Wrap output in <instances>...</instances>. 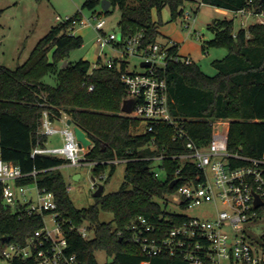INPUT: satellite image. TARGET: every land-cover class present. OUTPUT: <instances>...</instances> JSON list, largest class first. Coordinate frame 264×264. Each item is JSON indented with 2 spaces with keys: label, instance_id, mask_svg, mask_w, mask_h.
Here are the masks:
<instances>
[{
  "label": "trees",
  "instance_id": "1",
  "mask_svg": "<svg viewBox=\"0 0 264 264\" xmlns=\"http://www.w3.org/2000/svg\"><path fill=\"white\" fill-rule=\"evenodd\" d=\"M100 1L85 0L84 6L94 7ZM202 2L234 11L244 6L257 12L264 10V0ZM167 5L174 18L184 15L185 0H111L105 12L119 7L118 23L123 37L142 32L141 42L147 44L158 41L160 33L154 11L160 14ZM234 24V17H225L216 18L209 25L214 34L206 40L204 48L213 45L227 48L224 56L213 60L215 74L205 72L193 59L190 62L169 59L159 71L168 81L170 110L177 124L185 125L197 143L209 141L215 119H226L229 149L261 156L264 155V21L242 24L237 30ZM83 41L69 21L59 22L38 40L24 62L15 68L0 66V156L19 164L25 172L38 170L35 179L38 185L55 192L68 250L77 254L80 264H101L97 250H105L112 256L103 264H142L145 258L150 259L149 264H188L181 254L163 252L148 257L141 244L132 238L131 229L141 215L151 219L162 215L159 226L164 233L187 217L168 210L158 200L176 191L177 185L173 187L170 182L183 163L171 155L184 150V140L174 139L176 124L167 121L154 131L136 132L140 119L122 110L127 90L121 72L127 62L120 63L116 57L110 67L101 57L94 66L86 58L67 60L70 51ZM171 50L179 52V43L174 42ZM64 59L67 64H60ZM49 73L56 75V84L44 79ZM44 110H48L51 119L68 114L87 132L92 145L86 155L96 161L93 177L109 167L108 174L103 176L107 182L117 162L128 158L119 189L103 192L88 206L78 207L74 203L60 169L69 159L48 152L33 153L35 147H45L48 140V134L41 130ZM162 152L167 156L159 165L166 168L167 174L156 176L157 166L153 163ZM184 172L186 166L179 183L189 179ZM32 180L34 177L30 176L18 182ZM2 187L0 180V256L7 244L26 243L44 225L43 214H29L25 209L5 204ZM101 210L112 212L113 217L102 220ZM73 225L92 226L94 236L84 237ZM9 264H37V260L34 256H17Z\"/></svg>",
  "mask_w": 264,
  "mask_h": 264
},
{
  "label": "built area",
  "instance_id": "2",
  "mask_svg": "<svg viewBox=\"0 0 264 264\" xmlns=\"http://www.w3.org/2000/svg\"><path fill=\"white\" fill-rule=\"evenodd\" d=\"M235 13L252 16L264 13V10L257 12L244 6L235 10ZM184 14L191 16L189 10H185ZM57 18L60 22L69 21L74 27L78 23L87 22L77 15H57ZM105 23L104 18H97L94 24L96 40L102 48L107 45L120 48L121 54L117 58L120 63L127 62L121 72V79L127 90L125 98L132 99L133 105L132 111L125 113L140 119L136 132L154 131L163 121L176 124L173 137L184 140V150L171 155L183 163L174 172L175 178H178L176 192L181 196L180 203L186 209L206 204H212L213 207H203V215L172 210L184 213L187 217L175 222L166 233L159 226L162 215L158 219L141 215L131 225L132 238L141 244L148 257L165 252L183 255L188 264H264V232L262 238L254 234L255 226L264 222V155L253 156L231 151L228 147L229 125H221V118L213 121L209 141L206 144L197 143L185 125L177 124L170 110L168 81L159 71L169 59L190 62L191 58L171 50L174 42L165 45L159 41L142 44V32L128 37L122 35L120 38L119 31H105ZM128 55H138L141 61H150L151 64L142 65V71L130 70L126 58ZM115 58L110 57L104 63L111 67ZM142 125L145 128H141ZM41 130L46 134L61 132L64 145L37 146L33 153L57 154L68 158L69 163L75 165L96 163L86 155L90 147L85 149L78 145L73 127L69 124L63 128L54 125L48 110H44ZM166 156L162 152L156 157L162 160ZM184 166L187 172L183 174L189 179L179 183ZM193 166L197 169H191ZM163 168L166 175V168ZM37 173L36 169L25 172L19 164L6 161L0 156L4 203L13 209H25L29 214L41 213L44 216V225L36 229L26 243L7 244L0 258L6 259L8 264L17 256H34L37 264H80L77 254L68 250L69 241L59 219L55 192L38 185L35 180ZM155 175L162 176L158 168L155 169ZM30 176L34 180L18 182L20 178ZM93 180L94 187H97L95 177ZM30 183L35 186L30 188ZM257 195L261 203L256 202ZM76 227L84 237L89 236L87 226ZM149 263V258L142 261V264Z\"/></svg>",
  "mask_w": 264,
  "mask_h": 264
},
{
  "label": "rangeland",
  "instance_id": "3",
  "mask_svg": "<svg viewBox=\"0 0 264 264\" xmlns=\"http://www.w3.org/2000/svg\"><path fill=\"white\" fill-rule=\"evenodd\" d=\"M85 0H0V66L5 65L11 68L17 67L24 62L30 51L38 40L50 30V28L60 22L57 15L65 17L67 15L80 16L87 21L86 24H76L75 32L83 36V44L73 48L67 60H78L80 58L89 59L92 65H97L99 55L105 62L108 58L120 56L121 49L114 48L113 45H107L102 48L96 40L97 30L94 24L97 18H104L106 23L104 30L107 32L120 31L119 19L121 10L119 7H112L111 11L105 12L98 3L94 7L84 6ZM185 10H189L190 17L180 15L174 18L170 7L165 6L161 13L154 11V17L159 20L160 33L157 40L165 45L172 41L179 43V52L183 56L188 55L191 59L197 61L202 69L208 74H215L217 68L213 64L215 58H221L227 52L225 46L213 45L206 46V40L213 36V30L209 25L216 18L234 17L235 29L237 30L243 24L248 25L256 20H264V13L258 15L236 14L234 10L204 3L202 0H185ZM122 48V47H121ZM52 56V49L50 50ZM128 69L142 71L144 67L140 64L141 58L138 55H128ZM60 64H63L65 60ZM44 79L52 84H56L57 78L54 73L46 74ZM56 125V124H55ZM59 126V125H56ZM141 128H145L142 125ZM64 135L61 132L49 134L48 145H63ZM160 160L155 159V167L165 175V169L159 165ZM93 163L71 164L66 163L60 167L69 184L70 196L78 207L88 206L96 201L93 183ZM109 172L107 167L102 174L95 176L96 182L104 183V192L114 191L120 188L126 172V161L120 160L110 179L105 182L103 176ZM80 174L76 177V174ZM34 183L29 187L33 188ZM158 200L168 210L186 212L192 215H203V207L210 208L212 204H206L203 207L186 209L180 203L181 196L175 191L168 193ZM213 208V207H211ZM113 213L101 210L100 218L110 220ZM49 219V218H48ZM88 226L89 223H86ZM254 234L257 238H262L264 232V222L255 226ZM89 236H94L92 226L88 227ZM96 257L103 264L112 259L105 250H97ZM0 264H8L6 259L0 258Z\"/></svg>",
  "mask_w": 264,
  "mask_h": 264
},
{
  "label": "water",
  "instance_id": "4",
  "mask_svg": "<svg viewBox=\"0 0 264 264\" xmlns=\"http://www.w3.org/2000/svg\"><path fill=\"white\" fill-rule=\"evenodd\" d=\"M110 6H111V0H101L100 1V7L103 11H106ZM118 36L120 38L122 37L121 31L118 32ZM66 64H67V61L65 60L64 65H66ZM150 64H151L150 61H145V60L141 61V65H150ZM132 105H133V100L125 98L123 101V104H122V110L124 112H130V111H132ZM72 122H73L72 118L69 117L67 123L69 125H71ZM73 129H74L77 141H78V145L80 147L88 149L92 145V139L88 136L87 132L81 126H79L78 124H75V123L73 124ZM78 176H79V173L76 175V177H78ZM177 181H178V178H174L170 182V185L174 187L176 185ZM103 192H104V184L99 183L97 188L94 191V195L100 196ZM256 202L257 203L262 202V200L260 199V197L258 195H257ZM4 239L7 240L8 237H5Z\"/></svg>",
  "mask_w": 264,
  "mask_h": 264
},
{
  "label": "crops",
  "instance_id": "5",
  "mask_svg": "<svg viewBox=\"0 0 264 264\" xmlns=\"http://www.w3.org/2000/svg\"><path fill=\"white\" fill-rule=\"evenodd\" d=\"M74 32H75V27H74ZM76 33V32H75ZM172 42H176V41H172ZM179 51V50H178ZM180 53V52H179ZM99 57H101L100 55H99ZM115 57H118V56H115ZM191 57V56H190ZM101 59H102V57H101ZM70 116L68 115V114H64L62 117H59V118H54V119H52V121H53V124L55 125H59V126H57V127H59V128H63V127H65L66 125H68V123H67V121H68V118H69ZM73 124H74V122H72V124H71V126L73 127ZM221 125H228V120H226V119H221ZM48 138H49V134H48ZM64 145V144H63ZM46 146H48V147H55V146H62V145H48V140H47V142H46ZM64 165V164H63ZM62 166V165H61ZM60 166V167H61ZM77 175V174H76ZM75 175V176H76ZM79 176H80V174H79ZM78 176V177H79Z\"/></svg>",
  "mask_w": 264,
  "mask_h": 264
}]
</instances>
